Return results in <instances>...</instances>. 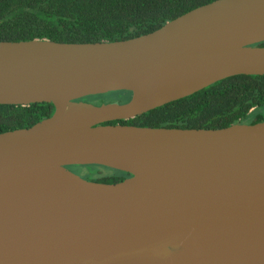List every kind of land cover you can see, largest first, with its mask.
Returning a JSON list of instances; mask_svg holds the SVG:
<instances>
[{
    "label": "water",
    "instance_id": "obj_1",
    "mask_svg": "<svg viewBox=\"0 0 264 264\" xmlns=\"http://www.w3.org/2000/svg\"><path fill=\"white\" fill-rule=\"evenodd\" d=\"M264 0H213L135 37L0 40V104L53 112L0 132V264H264V119L128 120L264 74ZM128 91L125 102L82 98ZM129 174L104 183L68 165Z\"/></svg>",
    "mask_w": 264,
    "mask_h": 264
},
{
    "label": "trees",
    "instance_id": "obj_2",
    "mask_svg": "<svg viewBox=\"0 0 264 264\" xmlns=\"http://www.w3.org/2000/svg\"><path fill=\"white\" fill-rule=\"evenodd\" d=\"M211 1L213 0H0V40H122L153 31L166 21ZM257 45H264V41ZM117 92L124 95V100L119 101L120 103L128 100L130 92ZM96 96L98 94L82 99L89 102ZM263 110L264 74H238L128 120L106 123L167 128H222L234 123L253 124L262 121ZM52 112L53 105L47 102L29 105L0 104V132L29 127ZM127 176V172L113 169L111 174L87 179L115 183Z\"/></svg>",
    "mask_w": 264,
    "mask_h": 264
},
{
    "label": "rangeland",
    "instance_id": "obj_3",
    "mask_svg": "<svg viewBox=\"0 0 264 264\" xmlns=\"http://www.w3.org/2000/svg\"><path fill=\"white\" fill-rule=\"evenodd\" d=\"M124 100V95L116 92H107L104 94H98L94 99L89 100V102H92L94 104H103V103H109V102H121ZM71 171H75L78 175L86 178H93L97 175H104V174H111L113 173V169L103 166V165H71Z\"/></svg>",
    "mask_w": 264,
    "mask_h": 264
},
{
    "label": "flooded vegetation",
    "instance_id": "obj_4",
    "mask_svg": "<svg viewBox=\"0 0 264 264\" xmlns=\"http://www.w3.org/2000/svg\"><path fill=\"white\" fill-rule=\"evenodd\" d=\"M259 44V43H258ZM257 45V44H256ZM264 119V110H263V118L262 120ZM68 169H71V168H68ZM74 173H76L74 170H73ZM128 177V176H127Z\"/></svg>",
    "mask_w": 264,
    "mask_h": 264
}]
</instances>
